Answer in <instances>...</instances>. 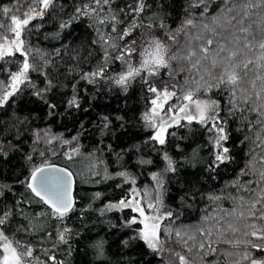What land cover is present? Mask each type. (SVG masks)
<instances>
[{
  "label": "snow or ice",
  "instance_id": "6c2138e0",
  "mask_svg": "<svg viewBox=\"0 0 264 264\" xmlns=\"http://www.w3.org/2000/svg\"><path fill=\"white\" fill-rule=\"evenodd\" d=\"M114 3L115 0H81L69 17L59 24V29L63 30L74 22L86 19L88 27L96 34L92 43L99 46L101 60L94 71L84 74L83 79L88 83H95L97 78L104 79L110 60L122 61L126 71L114 78V83L127 89L136 77H140L147 85V91L154 94L150 100L151 108L143 117L146 126L152 130L149 139L163 146L167 143L170 127L193 123L203 126L213 133L211 142L214 158L208 165L210 170L214 171L232 159L229 147L225 146L229 139L227 119L220 115L224 109L213 93L226 96L224 105L228 115L238 114L237 118L248 125L249 132L256 128L253 143L264 149V0H188L185 9L187 15L175 28L166 24L160 13L147 14L152 8L148 0H130L123 7L115 8ZM213 3L215 8H212ZM62 7L59 0H13L11 7L0 5V62L5 65L15 62L17 53L23 57L22 61L17 62L15 71L0 66V71L8 74L9 81L7 84L0 81V108L5 107L26 87L35 89L33 94L41 99L53 87L51 80L46 81L45 88H36L32 81L30 73L47 75L43 69L49 61L45 60L43 54L39 55L43 64L38 65L35 58L30 59L33 54L31 47L26 46L25 33L32 30L29 27L32 21L43 20L46 15ZM134 55L138 57L135 66L132 63ZM151 77H158L161 87H157L156 81L150 80ZM173 99L175 104L170 103ZM44 102L48 105L49 114L56 115L58 104L46 99ZM67 107H80L76 95L67 101ZM103 120L104 127H107L108 118L103 117ZM181 121L186 124L182 125ZM45 136L48 134L45 133ZM35 137L38 141L40 133H35ZM54 139L48 137L46 142L51 143ZM4 147V143L0 142V153H4ZM73 154H79V147L72 149L68 158L71 159ZM163 160L166 161L164 173L177 171L175 161L166 151ZM259 163L264 165V155L260 156ZM246 174L254 175L256 179L246 180L243 184L233 182L230 186L235 192L221 191L220 194L207 195L206 198L212 203L230 200L232 208L220 209L218 212L214 210L212 215H206V226L195 232L180 228L173 231L170 224L162 228L165 219L172 221L173 213L162 211L163 200L159 194L163 188L161 173L152 176L158 186L155 199L150 197L148 191L142 196L139 190L133 189L131 199L111 203L107 210L130 208L138 213L140 219L132 217L126 224L129 227L133 224L143 225L137 238L153 252L164 251L165 242L161 240V233L165 232L168 237H175L187 246L189 251L195 247L202 262L204 256L217 254L214 245L225 244L237 250L243 246L244 250L239 252L240 259L234 264H243V261L264 264V258L254 257L249 251L255 249L264 252V167L257 169L250 161L248 172L242 171L240 175ZM117 175L125 181L129 179L126 172ZM104 178L112 177L105 171ZM20 183L26 186L31 196L38 198V203L47 206V210L42 209L32 216L26 215L20 205L30 204L28 199L15 202V213L11 206H0V264H65L64 260L57 259L54 251L53 254L49 252L60 244L68 245L71 249L73 233L65 220L75 210L76 204L72 195V173L45 164L34 167ZM4 190L12 191L9 185L0 182V197L4 195ZM14 215L23 217L28 223L14 221ZM52 219L59 224L48 225L47 222ZM16 233H35L38 240L33 243L16 239ZM238 234L246 239L235 238ZM198 236L201 239L197 243ZM247 237L261 243H254ZM45 238L53 241L51 249L42 248L41 255H34L37 246ZM189 241L193 243L189 244ZM94 248L96 255L103 257V242L94 245ZM175 255L179 264H192L185 255Z\"/></svg>",
  "mask_w": 264,
  "mask_h": 264
},
{
  "label": "trees",
  "instance_id": "16d2710c",
  "mask_svg": "<svg viewBox=\"0 0 264 264\" xmlns=\"http://www.w3.org/2000/svg\"><path fill=\"white\" fill-rule=\"evenodd\" d=\"M59 2L62 8L46 15L43 20L32 21L29 25L32 30L25 33L26 46L31 47L33 54L30 59L35 58L38 65L43 64L44 61L39 60V55L43 54L49 61L43 69L46 76L40 72L30 73V76L36 88H45L46 81H52L53 87L44 94V99L58 104L56 115L49 114L48 105L44 99L33 94L35 89L32 87H26L0 108V142L5 145L4 153H0V182L12 189L11 192L4 190L0 206H11L15 213V202L28 199L30 204L20 205L26 215L47 210L20 181H24L34 167L57 164L69 168L76 177L75 210L65 220L73 233L71 249L60 244L49 252L53 254L54 251L57 259L64 260L65 264H179L175 253L185 255L192 264H215L217 261L219 264H234L240 259L239 252L244 250L243 246L237 250L225 244L214 245L217 254L204 256L202 262L195 247L189 251L187 246L175 237H168L165 232L161 233V240L165 242L164 251L153 252L137 238L140 225L129 227L126 224L136 214L129 208L107 210V206L121 199H131L133 189L139 190L142 196L148 191L154 197L158 186L152 176L161 173L163 188L159 194L163 200L162 211L173 213L172 221L165 219L163 226L170 224L173 231L180 228L190 232L205 227L206 215H212L214 210L232 208L230 200L212 203L207 195L220 194L221 191L235 192L230 186L233 182L243 184L246 180H255L254 175H240L242 171L248 172L250 161L257 169L264 167L259 163L264 149L253 143L256 128L249 132L248 125L237 118L238 114L228 115L224 105L226 96L213 93L224 109L220 115L227 119L229 139L225 146L230 149V161L214 171L208 169L214 158L213 133L196 123L169 128L167 143L163 146L150 140L152 130L146 126L143 117L151 108L150 100L154 94L147 91V85L140 77H136L127 89L115 84L114 78L126 71V65L119 60H110L105 71L106 78H97L95 83L83 79L84 74L94 71L101 60L99 46L92 43L96 34L88 27L86 19L74 22L69 28L59 29L62 20L69 17L81 0ZM128 2L130 0H115L113 7H123ZM148 3L152 8L147 14L160 13L165 23L173 28L187 15L188 0H148ZM12 4L13 0H0V5L11 7ZM215 7L213 3L212 8ZM22 59L17 53L15 62L6 65L0 62V66L15 71L17 62ZM137 62L138 57L134 55L133 65ZM150 80L161 87L158 77H151ZM0 81L7 84L8 74L0 71ZM73 95L80 102L79 108L67 107V101ZM103 117L108 118L107 127H104ZM37 132L41 137L38 141L35 137ZM246 136L249 138L246 139ZM48 137L55 139L48 143ZM76 147H79V154H73L69 159L68 154ZM165 151L176 163L177 171L174 173L163 171L166 167L163 160ZM29 156L31 159H28ZM105 171L112 178L105 179ZM120 172H126L129 179L125 181L118 176ZM97 193L100 195L97 196ZM13 219L20 224L28 223L20 216L14 215ZM49 221L51 225L59 224L56 220ZM15 238L33 243L38 240L35 233H16ZM235 238L246 239L240 234ZM199 239L198 236L197 243ZM247 239L261 243L252 237ZM52 242L45 238L34 255H41L42 248L51 249ZM100 242H103V257H98L94 248ZM249 251L254 257L264 258V252ZM243 264H248V261H243Z\"/></svg>",
  "mask_w": 264,
  "mask_h": 264
},
{
  "label": "water",
  "instance_id": "95a60500",
  "mask_svg": "<svg viewBox=\"0 0 264 264\" xmlns=\"http://www.w3.org/2000/svg\"><path fill=\"white\" fill-rule=\"evenodd\" d=\"M171 128V127H170ZM51 166L53 167H56V168H63V169H66L67 171L71 172L72 173V178H73V181H74V184H73V191H72V195L73 197L75 198L76 200V177L74 175V173L67 167H64V166H61V165H57V164H50ZM38 199V198H37ZM76 205V204H75ZM47 207V206H46Z\"/></svg>",
  "mask_w": 264,
  "mask_h": 264
},
{
  "label": "rangeland",
  "instance_id": "374dc122",
  "mask_svg": "<svg viewBox=\"0 0 264 264\" xmlns=\"http://www.w3.org/2000/svg\"><path fill=\"white\" fill-rule=\"evenodd\" d=\"M170 103H172V104H175L176 103V101L173 99L172 101H170ZM167 110V105H165V111ZM155 196L156 195H154V197L153 196H150L152 199H155ZM146 203H147V200H145V205H146ZM127 209V208H126ZM130 209V208H129ZM146 212H148V210H147V208H146ZM135 214H136V218L137 219H140V217H139V215H138V213H136V212H134ZM52 220H54V219H52ZM164 222V221H163ZM48 223V225H51V223H50V221H48L47 222ZM59 223V222H58ZM140 225V227H141V229L143 228V225L142 224H139ZM162 227H163V223H162Z\"/></svg>",
  "mask_w": 264,
  "mask_h": 264
},
{
  "label": "flooded vegetation",
  "instance_id": "af4514ba",
  "mask_svg": "<svg viewBox=\"0 0 264 264\" xmlns=\"http://www.w3.org/2000/svg\"><path fill=\"white\" fill-rule=\"evenodd\" d=\"M183 122H185V121H181V123H183Z\"/></svg>",
  "mask_w": 264,
  "mask_h": 264
}]
</instances>
